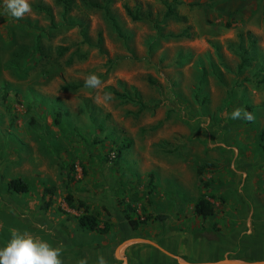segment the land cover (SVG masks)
Returning a JSON list of instances; mask_svg holds the SVG:
<instances>
[{
  "label": "rangeland",
  "instance_id": "374dc122",
  "mask_svg": "<svg viewBox=\"0 0 264 264\" xmlns=\"http://www.w3.org/2000/svg\"><path fill=\"white\" fill-rule=\"evenodd\" d=\"M67 1L29 0L15 20L0 0V222L62 248V264L118 263L136 237L193 263L264 259V0ZM16 178L26 195L7 193ZM68 193L108 233L80 228Z\"/></svg>",
  "mask_w": 264,
  "mask_h": 264
},
{
  "label": "clouds",
  "instance_id": "9594fccd",
  "mask_svg": "<svg viewBox=\"0 0 264 264\" xmlns=\"http://www.w3.org/2000/svg\"><path fill=\"white\" fill-rule=\"evenodd\" d=\"M4 11L15 20H21L31 12L29 0H3ZM102 81L96 74H90L84 81L85 87L96 89ZM105 101L111 100L109 93L104 94ZM231 119H245L252 121L254 116L242 108H236L231 113ZM11 239L0 250V264H62L60 256L62 248H53L43 240L34 239L29 233H20L11 229ZM77 264H87L81 259ZM99 264H106L103 257H99Z\"/></svg>",
  "mask_w": 264,
  "mask_h": 264
},
{
  "label": "crops",
  "instance_id": "0c3cea01",
  "mask_svg": "<svg viewBox=\"0 0 264 264\" xmlns=\"http://www.w3.org/2000/svg\"><path fill=\"white\" fill-rule=\"evenodd\" d=\"M26 194L27 193L21 194V195H26ZM32 202H30V207L33 206ZM39 206L40 205H38V208H39ZM3 213L6 214V212H3ZM7 213L9 214V212H7ZM12 214H14V215L17 214L18 216H20V218L22 217V219L25 222V224L30 222L32 227L33 226L40 227L39 228L40 230L43 229L44 225H47L45 223L46 220L41 215H36L35 214V209H32V208H29V209H27V208H19V209H16L15 211H12ZM77 216H79V215H77ZM38 217H40V218H38ZM9 225L5 224L3 221L0 222V226H1L0 227L1 228V231H0V250H2L8 244V242L11 239V231L10 230L12 228ZM13 229H16V227H13ZM86 232H88V231H86ZM20 233H25V232H20ZM27 233H29L31 236L33 235L32 232H27ZM88 234H92V232H88ZM62 238H64V237H62ZM136 238L147 240V241H150V242L156 244L155 242H153L151 240H148V239H144V238H141V237H136ZM211 238L212 237H207V239H211ZM36 239L40 240L38 237H36ZM66 241H68V239H66ZM156 245L161 250H164V251H166V252L178 257L182 262H184L186 264H207V263L210 264V263H216V262L223 261V260H233V261L245 262V263L264 262V259H260V260H242V259H237V258H231L230 257V254H231L230 252H224V254L219 258V260H216V261H213V262H194L193 263V262H189V261L185 260L181 256H178V255H176L174 253H171V252L165 250L164 248L160 247L158 244H156ZM93 246L95 247L96 245L94 244ZM123 249L125 250V252L126 251L128 252L129 250L131 252H130V254H126L123 258H116V256H115V259L117 261H119L118 263H113L112 260H111V256L109 254H107V252H105L103 258H104L106 264H140V261H141L142 258L145 261H152V262H155L156 264H179L175 259L167 256L161 250H159L158 248H155L154 246H151L149 244L133 243V244H130V245H127V246L123 247ZM123 249H121L118 252V248H117L115 250V255L118 256ZM134 251H136V252L133 253ZM149 253H151V254H149ZM122 254H123V251H122L121 255Z\"/></svg>",
  "mask_w": 264,
  "mask_h": 264
},
{
  "label": "trees",
  "instance_id": "16d2710c",
  "mask_svg": "<svg viewBox=\"0 0 264 264\" xmlns=\"http://www.w3.org/2000/svg\"><path fill=\"white\" fill-rule=\"evenodd\" d=\"M56 4L62 5L64 10L67 12L68 8L67 5L69 2L67 0H53ZM126 13L128 16H130L132 19L137 20L136 16L132 17V13L129 11V9L125 8ZM77 86H64L63 91H75L77 90ZM247 112L251 113V108H247ZM119 155V153H118ZM117 157V156H116ZM6 190L8 194H25L29 191V187L27 183L21 179V178H16L13 180H10L7 185H6ZM50 188H44L42 191V210L46 211L48 209L49 204L46 202V196L51 193ZM64 203L66 204L67 208L74 211V212H80L79 216L77 217V222L78 225L92 233H99V234H106L108 233L109 227L108 225H104L103 227L100 226L98 218L89 213L87 211L86 205H84L82 202L78 201L75 203V200L73 199L72 195L68 193L64 197ZM129 208V207H128ZM194 211L197 215L206 217L209 216L213 213V208L211 204L203 197H200L194 205ZM151 218L147 215L144 217L143 220L141 221H134V219L129 218L127 216V220L129 225L131 226L132 229H136L140 224L146 223L148 220ZM158 219L164 220V217H158ZM139 223V224H138Z\"/></svg>",
  "mask_w": 264,
  "mask_h": 264
},
{
  "label": "water",
  "instance_id": "95a60500",
  "mask_svg": "<svg viewBox=\"0 0 264 264\" xmlns=\"http://www.w3.org/2000/svg\"><path fill=\"white\" fill-rule=\"evenodd\" d=\"M133 243H144V244H149L151 246H154L155 248H158L159 250H161L156 244L150 242V241H147V240H143V239H133V240H129L125 243H123L121 246L118 247V252L120 251V249L122 247H125L127 245H130V244H133ZM164 254H166L167 256L175 259L179 264H186L184 262H182L178 257L164 251V250H161ZM208 264V263H207ZM210 264H264V262H252V263H245V262H238V261H233V260H223V261H219V262H216V263H210Z\"/></svg>",
  "mask_w": 264,
  "mask_h": 264
}]
</instances>
